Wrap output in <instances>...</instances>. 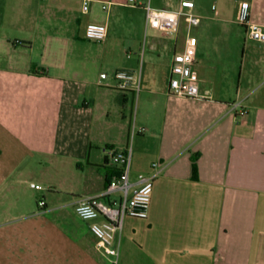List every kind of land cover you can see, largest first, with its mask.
<instances>
[{"label":"crops","instance_id":"0c3cea01","mask_svg":"<svg viewBox=\"0 0 264 264\" xmlns=\"http://www.w3.org/2000/svg\"><path fill=\"white\" fill-rule=\"evenodd\" d=\"M83 1L0 0V264H264V42L248 38L238 21L248 1L251 18L264 28V0H215L211 13L197 12L195 1L198 25L227 41L216 51L239 57L235 75L225 66L219 74L223 54L197 47L202 92L212 98L168 92L172 56L186 43V17L175 39L153 28L158 40L149 52H129L125 68L139 87H117L120 67L106 78L104 70L95 75L104 62L89 49L83 52L90 58L78 60L82 50L74 43L83 15L103 10L88 19L106 23L109 33L130 4L141 33L145 2L90 0L84 12ZM149 2L176 9L180 0ZM36 46L38 58L31 54ZM237 102L246 113L233 108ZM127 146L133 181L152 172L153 162L163 167L148 217L125 218L114 263L75 204L112 178L105 148ZM38 190H48L53 202L43 193L46 205L35 209L27 194L37 202ZM63 194L72 198L60 202Z\"/></svg>","mask_w":264,"mask_h":264},{"label":"built area","instance_id":"2783aa9c","mask_svg":"<svg viewBox=\"0 0 264 264\" xmlns=\"http://www.w3.org/2000/svg\"><path fill=\"white\" fill-rule=\"evenodd\" d=\"M137 5L136 0H129ZM91 7L90 0L83 1V11L88 12ZM107 6L103 5L105 9ZM195 0H180L176 9L154 8L150 2L145 8V29H159L168 34H176L179 30L180 20L186 17L188 34L184 49L175 52L171 60L168 92L172 95L193 98H212L202 92L199 72L196 68L197 39L191 34V28L200 23L201 17L193 12ZM238 21L246 29L248 38L264 42L263 26L251 18L250 3L244 1L240 4ZM108 34L107 24L104 22H89L85 29V36L95 41H103ZM102 78L107 74L102 73ZM117 87L127 90L133 86H140L132 71L118 69L115 71ZM234 109L246 113L241 102L233 104ZM107 161L114 167L115 173L106 187L97 194L80 196L75 209L80 218L90 221L91 233L97 240V248L106 256L113 257L116 263L120 250L116 243L117 234L123 229L126 217L147 218L151 203L154 179L161 173L163 163L156 161L152 164V172L138 173L136 180H132V147L105 148ZM31 186L43 189V186L32 182ZM46 205L44 198H40L38 206Z\"/></svg>","mask_w":264,"mask_h":264},{"label":"rangeland","instance_id":"374dc122","mask_svg":"<svg viewBox=\"0 0 264 264\" xmlns=\"http://www.w3.org/2000/svg\"><path fill=\"white\" fill-rule=\"evenodd\" d=\"M139 1H144L145 4L149 2V0H137V4ZM165 0H153V4H160L161 2L163 3ZM196 1V11L199 12H206V13H211V5L215 0H195ZM174 4L178 2V0H172ZM165 5V4H164ZM201 6H204V8L201 9ZM135 7L132 5H126L124 7V16L119 20L115 21L112 23L110 32L108 33V36L103 40V41H95L86 38L85 36V30L84 28L87 26L88 22L92 21L91 19H88V17H91L93 15H103V10L101 9H96V13L92 12L90 14H84L83 18L84 20L81 23V26L79 27L80 30L77 33V37H75L74 43H77L78 46V52L79 50H82L81 54L83 55L82 57L80 56V52L78 54V60L81 58L88 59L90 56L86 54V51L83 52L85 49H89L90 53L97 55V58L100 59L103 63L101 64L97 70H95V75H99V72L101 70H104L107 75H111L114 72L115 67H120V69H126L125 65L130 62L129 60V52L133 56H139L143 55L145 52H149L150 45L153 41L158 40L157 38V32L150 27V30L145 33V28L143 26V31L139 33V26L138 23L135 21L136 19L134 18L136 15L134 12ZM137 8V7H136ZM133 13V19H130V14ZM145 24V21H144ZM218 22H216L215 29L218 28L220 25H217ZM188 31V26L186 24L183 25V32L185 33ZM191 34L197 39L199 49L202 51H209L211 50L212 55H222L223 54V65L219 61V74L222 72V69L225 66L228 70L232 68V71L235 75V60L238 59L239 63V57H237V53L235 51L231 50H222L216 51L219 48L217 46L222 45L224 42H227L224 40L222 35H219L218 33H212L210 34L207 31H204V28L202 25L198 26H193L191 28ZM160 37H166L163 36L164 34L159 32ZM175 39V34L170 35ZM40 44V43H39ZM105 45H110L111 49L115 50L116 52L119 51V56H113V51L109 49L102 51L103 47ZM102 51V52H101ZM42 53L41 47L36 46L35 50L31 53L35 58L40 57V54ZM85 53V57H84ZM89 53V52H88ZM90 60V59H89ZM129 60V61H128ZM221 60V59H220ZM125 63V64H124ZM226 64V65H225ZM119 65V66H117ZM232 66V67H231ZM198 68V67H197ZM237 75V74H236ZM237 77V76H236ZM238 79V78H237ZM226 86H228L227 83H224ZM236 82L235 84H231V88L233 92H235L236 89ZM256 88V87H255ZM133 178V177H132ZM35 192V191H33ZM38 194L37 196V202H36V196L31 195L32 191H29L27 194V202H32L34 205L35 209H38V201L44 193V196H47L50 199V202L52 201V195L49 193L48 190H38L36 191ZM80 195V194H79ZM72 196L70 195H60V202H66L68 201ZM26 202V203H27ZM31 205V204H30ZM29 205V206H30ZM24 215L28 213V210L23 212ZM133 218V217H132Z\"/></svg>","mask_w":264,"mask_h":264},{"label":"trees","instance_id":"16d2710c","mask_svg":"<svg viewBox=\"0 0 264 264\" xmlns=\"http://www.w3.org/2000/svg\"><path fill=\"white\" fill-rule=\"evenodd\" d=\"M197 170H198V168H197V163L194 162V163H193V172H194L195 177L197 176ZM114 173H115V170H114L113 174H114ZM113 174H112V176H113Z\"/></svg>","mask_w":264,"mask_h":264}]
</instances>
